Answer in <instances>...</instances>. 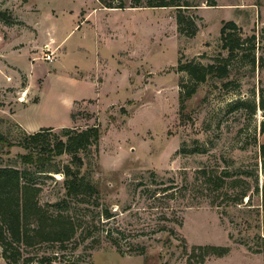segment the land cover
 I'll use <instances>...</instances> for the list:
<instances>
[{
    "label": "rangeland",
    "instance_id": "374dc122",
    "mask_svg": "<svg viewBox=\"0 0 264 264\" xmlns=\"http://www.w3.org/2000/svg\"><path fill=\"white\" fill-rule=\"evenodd\" d=\"M165 1L180 7L0 0V168L24 172L40 203L54 204L69 157L24 165L19 142L39 129L51 128L50 146L62 128L101 129L97 150L79 153L83 183L99 195L66 204L81 208L92 235L82 242L81 230L58 251L65 264H187L190 247L204 245L228 252L202 264H263L255 250L264 237V0ZM178 14L193 20L195 36L178 31ZM228 21L254 49L183 99L181 86L192 83L178 64L226 58L219 30Z\"/></svg>",
    "mask_w": 264,
    "mask_h": 264
},
{
    "label": "trees",
    "instance_id": "16d2710c",
    "mask_svg": "<svg viewBox=\"0 0 264 264\" xmlns=\"http://www.w3.org/2000/svg\"><path fill=\"white\" fill-rule=\"evenodd\" d=\"M102 8L124 10L136 7H169L172 4L165 0L154 3L148 1L144 5L139 0H132L126 4L123 0H97ZM188 10L191 5H183ZM181 10V8H178ZM178 31L186 37H193L197 28L190 18L177 15ZM221 49L227 52L226 58L213 64L201 66L193 62L178 64L177 70L185 72L192 83L190 88L181 86V92L185 94V100L189 99L196 91V85L202 83L207 77L224 79L228 76V62L243 50L254 49L253 37L241 41L239 28L232 21L222 22L219 30ZM246 43H248L246 46ZM247 57V56H246ZM254 62L253 59L250 60ZM183 99L181 101L183 102ZM184 106H181V110ZM259 108L264 109V102L259 103ZM51 128L39 129L37 132L27 134L19 145L26 153L19 155L20 162L24 165L44 166L53 157L67 155L69 162L61 171L63 176L62 186L64 196L54 204H42L39 200L40 189L25 178L26 174L12 167L0 168V258L5 264H65L63 259L68 256L58 254V251H66L67 246L74 240L76 234L82 230L80 209L69 211L68 202L83 203L84 195L97 196L96 187L83 183L80 168L83 165L79 153L87 148H98L101 137V129L96 126H87L84 129L62 128L61 138L50 146L44 142L45 133H50ZM264 132V127L262 129ZM0 141H3L0 136ZM45 143V144H44ZM263 151L264 146L260 145ZM264 168V161L262 162ZM261 205L264 210V184L261 187ZM245 197L244 193L240 197ZM101 213V212H100ZM106 219L111 218L107 210L102 211ZM84 242L92 233L85 229L79 232ZM48 249L54 252L47 254ZM39 252H42L39 255ZM227 247H215L210 245L192 246L187 254V264H202L205 258L215 256L217 258L227 254ZM256 253L262 254L264 264V237L257 238ZM63 258L61 260H58Z\"/></svg>",
    "mask_w": 264,
    "mask_h": 264
},
{
    "label": "crops",
    "instance_id": "0c3cea01",
    "mask_svg": "<svg viewBox=\"0 0 264 264\" xmlns=\"http://www.w3.org/2000/svg\"><path fill=\"white\" fill-rule=\"evenodd\" d=\"M45 45H47V46H49V44L48 43H46ZM44 45V46H45ZM29 89H31L30 88V86L28 87ZM24 131H26V132H33V131H30V130H27V129H25V127L24 126H22V124L21 123H19V122H16ZM262 229L264 230V213H263V215H262Z\"/></svg>",
    "mask_w": 264,
    "mask_h": 264
},
{
    "label": "built area",
    "instance_id": "2783aa9c",
    "mask_svg": "<svg viewBox=\"0 0 264 264\" xmlns=\"http://www.w3.org/2000/svg\"><path fill=\"white\" fill-rule=\"evenodd\" d=\"M42 58L49 61V54L47 52L43 53ZM248 202V197H243V203L246 204Z\"/></svg>",
    "mask_w": 264,
    "mask_h": 264
}]
</instances>
